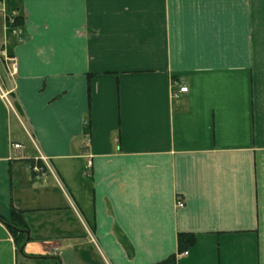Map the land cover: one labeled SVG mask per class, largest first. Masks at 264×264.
I'll list each match as a JSON object with an SVG mask.
<instances>
[{"label": "crops", "instance_id": "1", "mask_svg": "<svg viewBox=\"0 0 264 264\" xmlns=\"http://www.w3.org/2000/svg\"><path fill=\"white\" fill-rule=\"evenodd\" d=\"M1 51L0 264H264V0H0Z\"/></svg>", "mask_w": 264, "mask_h": 264}, {"label": "trees", "instance_id": "2", "mask_svg": "<svg viewBox=\"0 0 264 264\" xmlns=\"http://www.w3.org/2000/svg\"><path fill=\"white\" fill-rule=\"evenodd\" d=\"M7 2L14 1V0H6ZM23 25V17L20 13H17L12 20V24L9 25L10 29L18 28ZM0 220L4 221L5 225L7 226L9 233L11 234L13 240L15 241L17 248H21V246L27 240V227L16 212H13L12 217L9 220H4L0 217ZM195 238L191 234H181L177 237V245H178V252L183 253L187 251L194 245ZM172 260H168L162 264H171Z\"/></svg>", "mask_w": 264, "mask_h": 264}, {"label": "built area", "instance_id": "3", "mask_svg": "<svg viewBox=\"0 0 264 264\" xmlns=\"http://www.w3.org/2000/svg\"><path fill=\"white\" fill-rule=\"evenodd\" d=\"M8 24L9 25L12 24V20H10L8 22ZM3 68L8 71L10 76H15L17 73V70H18V65H17L16 59L13 56L7 55L5 51H1V54H0V70H2ZM179 92L185 93V92H187V89L186 88H179ZM0 93H1V97L7 102L6 94L2 93L1 90H0ZM12 149L14 151H18L21 149V145L13 144ZM38 161L41 162L45 167L48 166V164H47L48 160L45 157L40 156ZM32 169L35 173H40L42 170V167L37 164V165H34ZM176 204L178 207L183 206L182 202H180V201H177Z\"/></svg>", "mask_w": 264, "mask_h": 264}, {"label": "rangeland", "instance_id": "4", "mask_svg": "<svg viewBox=\"0 0 264 264\" xmlns=\"http://www.w3.org/2000/svg\"><path fill=\"white\" fill-rule=\"evenodd\" d=\"M177 203V202H176ZM177 206V204H176ZM178 207V206H177ZM181 208V207H180ZM27 264H40V261L28 260Z\"/></svg>", "mask_w": 264, "mask_h": 264}]
</instances>
